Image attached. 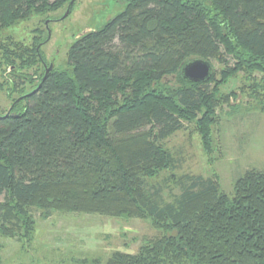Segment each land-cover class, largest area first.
I'll return each mask as SVG.
<instances>
[{
	"label": "trees",
	"instance_id": "16d2710c",
	"mask_svg": "<svg viewBox=\"0 0 264 264\" xmlns=\"http://www.w3.org/2000/svg\"><path fill=\"white\" fill-rule=\"evenodd\" d=\"M72 1L0 0V35ZM124 2L102 29L76 39L69 71L54 67L44 82L48 36L30 47L0 42L9 73L43 68L35 88L0 114V233L30 243L32 209L45 218L149 219L160 235L104 264H264V173L246 172L232 196L202 177L188 178L172 203L146 190L173 163L161 143L203 110L198 134L211 152L215 70L196 84L182 79L183 67L218 59L230 74L264 73V0Z\"/></svg>",
	"mask_w": 264,
	"mask_h": 264
},
{
	"label": "rangeland",
	"instance_id": "374dc122",
	"mask_svg": "<svg viewBox=\"0 0 264 264\" xmlns=\"http://www.w3.org/2000/svg\"><path fill=\"white\" fill-rule=\"evenodd\" d=\"M124 1L77 0L67 17L68 4L57 13L18 24L6 32L7 36L0 35V42L13 39L30 47L48 36L42 48L47 64L62 72L69 71L67 55L76 39L102 29L124 11ZM48 18L49 27L45 23ZM4 58L0 52V114L10 112L15 102L30 93L37 84L36 77L43 72L42 66L37 65L13 75L3 65ZM220 61H212L215 80L210 87L216 92L210 128L211 152L205 151L198 134L203 110L193 122H185L181 130L161 143L173 163L156 178L147 180L146 190L156 196L157 202H174L193 184L188 178H212L220 184L222 192L232 196L236 181L246 172L264 173V109L258 103L264 102V73L230 74ZM32 77L30 83L27 78ZM157 190L159 196L154 194ZM4 200L1 196L0 205ZM32 215L37 225L33 240L27 245L0 233V264H91L92 260L104 264L115 252L138 253L144 242L160 235L149 219L61 212L45 218L38 209H32Z\"/></svg>",
	"mask_w": 264,
	"mask_h": 264
},
{
	"label": "water",
	"instance_id": "95a60500",
	"mask_svg": "<svg viewBox=\"0 0 264 264\" xmlns=\"http://www.w3.org/2000/svg\"><path fill=\"white\" fill-rule=\"evenodd\" d=\"M75 2L73 0L71 2V5L69 6L68 12L65 17L69 15L70 8L72 4ZM51 21H47L46 26L49 27V24ZM54 69V65H50V67L46 71V75L43 78V81L47 78L48 74ZM214 73V68L211 62L202 60V59H197L194 60L190 63H188L185 67H183L181 71V77L182 79L187 82V83H206L211 80L212 76ZM40 88V87H39ZM13 109V107L11 108Z\"/></svg>",
	"mask_w": 264,
	"mask_h": 264
},
{
	"label": "flooded vegetation",
	"instance_id": "af4514ba",
	"mask_svg": "<svg viewBox=\"0 0 264 264\" xmlns=\"http://www.w3.org/2000/svg\"><path fill=\"white\" fill-rule=\"evenodd\" d=\"M50 65H51V64H50ZM50 65H48L47 62H44V68L46 69V71H47V69L50 67Z\"/></svg>",
	"mask_w": 264,
	"mask_h": 264
}]
</instances>
